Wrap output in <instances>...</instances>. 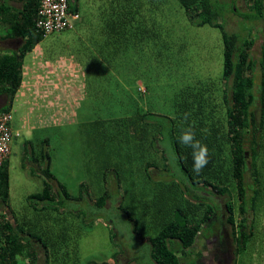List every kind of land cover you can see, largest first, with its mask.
Returning <instances> with one entry per match:
<instances>
[{
	"label": "trees",
	"instance_id": "obj_1",
	"mask_svg": "<svg viewBox=\"0 0 264 264\" xmlns=\"http://www.w3.org/2000/svg\"><path fill=\"white\" fill-rule=\"evenodd\" d=\"M72 1L70 11L78 12ZM119 1L105 15L106 47L114 42L120 46L128 41L129 31L138 33L143 28L137 17L141 6L135 3L133 10L130 0ZM178 1L195 25L221 31L222 77L180 88L173 97L172 113L159 122L150 120L149 112H137L91 123L87 146L100 169L98 177L90 176L96 180L93 190L88 181L80 184L78 195H72L51 170L48 141L37 152L28 142L34 175L44 182L16 215L8 204L9 157L0 171V207L10 213L0 211V264H62L69 244L77 251L75 234L70 232L80 234L93 226L87 223L86 212L65 210L64 204L86 199L98 210L117 203L131 222L135 239L151 247L155 264H203L204 253L195 249L201 239L213 236L217 247L212 253L218 264H264V0H243L247 12L243 20L255 23V39L254 34L241 39L229 33L219 22L212 0ZM39 7L40 0H0V17L10 36L24 40L17 52L0 55V97L5 98V106L12 105L21 89L25 56L44 40L36 27ZM234 9L233 5L228 10ZM258 37L260 53L254 59ZM189 129L209 149V163L199 174L192 168L191 149L178 142L181 131ZM166 137L185 181L169 176L161 147ZM220 198L223 205L217 201ZM71 215L76 217L73 222ZM117 256L113 264L118 263Z\"/></svg>",
	"mask_w": 264,
	"mask_h": 264
},
{
	"label": "rangeland",
	"instance_id": "obj_2",
	"mask_svg": "<svg viewBox=\"0 0 264 264\" xmlns=\"http://www.w3.org/2000/svg\"><path fill=\"white\" fill-rule=\"evenodd\" d=\"M72 3L80 12V25L98 30L107 20L105 15L113 12L120 1ZM135 3L141 6L137 17L143 21V28L138 33L129 31L128 41L123 40L120 46L116 47L115 42L104 46L105 41L98 40L104 34L85 33L84 40L78 39L73 29L52 33L26 56L21 89L11 106H0V110H10V126L15 136L19 134L13 139L8 166V204L14 214L22 213L27 197L43 188V177L34 175L28 142L37 152L48 141L52 172L76 196L81 183L89 181L93 190L96 180L90 176L98 177L100 172L94 152L87 146L93 131L91 123L128 118L137 112H149V119L159 122L162 116L172 113L173 97L180 88L197 80L222 77L224 44L219 29L195 25L178 0H130L133 10ZM212 3L219 13V22L225 24L229 33L241 39L254 34L255 39V23L243 20L247 14L243 0ZM233 5L234 11H229ZM260 44L258 37L253 46L254 59L259 56ZM99 53L102 59L94 56ZM1 102H5L4 97H0ZM161 147L167 157L169 176L185 181L177 157L174 161L169 157L173 151L170 138L166 137ZM158 160L163 166L161 153ZM217 201L223 205V199ZM116 204L112 201L105 210H98L88 199L65 202V210L86 212L87 223L92 222L93 226L82 229L80 234L70 232L75 234L77 254L72 250L73 244H69V255L61 260L62 264H113L114 255H118L117 264H155L151 247L135 239L131 222ZM0 211L10 215L4 206ZM75 218L69 217L71 222ZM212 240L201 239L195 249L204 253L203 264H218L212 253Z\"/></svg>",
	"mask_w": 264,
	"mask_h": 264
},
{
	"label": "built area",
	"instance_id": "obj_3",
	"mask_svg": "<svg viewBox=\"0 0 264 264\" xmlns=\"http://www.w3.org/2000/svg\"><path fill=\"white\" fill-rule=\"evenodd\" d=\"M37 29L44 38L52 33L71 30L80 19L79 12L70 11L69 0H40ZM12 114L0 110V171L11 155V144L15 134L10 127Z\"/></svg>",
	"mask_w": 264,
	"mask_h": 264
},
{
	"label": "crops",
	"instance_id": "obj_4",
	"mask_svg": "<svg viewBox=\"0 0 264 264\" xmlns=\"http://www.w3.org/2000/svg\"><path fill=\"white\" fill-rule=\"evenodd\" d=\"M16 5L21 6L22 3L20 2V3L16 4ZM80 23H81V18H80V21L76 22V26H74L73 29L76 30L77 38L81 39V40L85 39V37L83 36L85 33L104 34L105 31H106V28H107L105 25H102V26H99L98 30H93L95 27H91V29H90V27H89L90 25L89 26L80 25ZM2 25L5 26V29L1 28ZM8 29H9L8 25H5L2 22L1 17H0V55L6 54V53L10 54V53L17 52L19 50V48L22 47L23 44H24V40L23 39L11 37ZM3 31L5 33L2 34L1 32H3ZM98 40L99 41H105L106 39H105V37L102 36V37H99ZM38 45L30 53H28L27 55L34 53L35 50L37 49V47H39ZM99 48L102 50L101 47H99ZM26 56H25V58H26ZM94 56L96 58H101V59L103 58L100 53L99 54H94ZM25 58H24V61H25ZM23 71H24V66H23ZM4 104H5V102H1L0 106H2Z\"/></svg>",
	"mask_w": 264,
	"mask_h": 264
},
{
	"label": "clouds",
	"instance_id": "obj_5",
	"mask_svg": "<svg viewBox=\"0 0 264 264\" xmlns=\"http://www.w3.org/2000/svg\"><path fill=\"white\" fill-rule=\"evenodd\" d=\"M178 142L184 147L191 149L193 162L192 168L196 174H199L209 163V149L207 145L198 140L195 136V133L191 129L182 130ZM169 157L173 161L176 159V153L174 150L169 152Z\"/></svg>",
	"mask_w": 264,
	"mask_h": 264
},
{
	"label": "flooded vegetation",
	"instance_id": "obj_6",
	"mask_svg": "<svg viewBox=\"0 0 264 264\" xmlns=\"http://www.w3.org/2000/svg\"><path fill=\"white\" fill-rule=\"evenodd\" d=\"M223 218H225L224 216H223ZM225 229L226 228H222V233L224 232L225 233ZM221 232H219V233H216V234H220ZM221 233V234H222ZM215 234V235H216ZM210 239H213L212 241L214 242V247L216 248L217 246H216V243H217V238L215 237V236H213V237H211Z\"/></svg>",
	"mask_w": 264,
	"mask_h": 264
}]
</instances>
